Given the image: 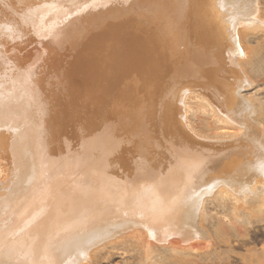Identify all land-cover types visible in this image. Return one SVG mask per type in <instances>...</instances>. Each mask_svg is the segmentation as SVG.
<instances>
[{"label": "bare ground", "instance_id": "bare-ground-1", "mask_svg": "<svg viewBox=\"0 0 264 264\" xmlns=\"http://www.w3.org/2000/svg\"><path fill=\"white\" fill-rule=\"evenodd\" d=\"M56 7L65 12L59 14L58 21H53L55 9L38 15L42 8L52 11ZM24 17L29 32L22 46H12L8 42L16 37L12 25ZM149 18L180 29L174 34L177 38L182 30L195 29V70L166 94L164 109L159 110L161 102L150 107L153 119L148 122L119 128L103 122L81 133L79 153L85 158L75 155L74 160L81 158L91 167L80 170L77 162L72 171L54 174L61 180L32 207L28 200L37 184L33 153L43 133L42 108L23 92L21 96L33 104L32 111L22 120L11 113L7 124L15 126L9 129L0 124V157L10 169L5 180H0V264H87L94 248L141 229L151 238L146 252L155 264H199L196 259L211 253L213 245L204 223L208 199L231 202L236 221L232 226L241 234L242 223L264 210V125L253 100L242 95V90L254 83L247 71L250 48L244 44L251 33L264 31L259 0H0V25H5L0 35V99L9 85L14 83V89L21 86L17 76H28L61 49L64 52L58 59L54 56L52 66L55 71L59 67L57 73L62 71L71 64H65V59L72 49L80 55L87 40L102 37L97 29L106 24L116 22L120 31L124 26L130 32L129 28L136 29L135 24H144ZM89 27L92 29L85 31ZM133 35L123 43L132 41ZM92 63L94 68L98 64ZM70 74L68 83L79 84L80 70ZM191 94L225 116L240 136L200 135L188 121ZM161 113L165 118L161 119ZM120 146L139 154L142 173L135 176L128 170L129 177L124 178V171L111 174L103 170L102 177H97L96 170L106 167L100 151L116 163V155L124 151ZM107 175L114 176V182L119 183L115 185H129L138 201L108 206L101 193ZM17 216L45 223L49 235L45 246L53 248L54 259L47 255L37 258L23 247L22 236L10 228Z\"/></svg>", "mask_w": 264, "mask_h": 264}, {"label": "rangeland", "instance_id": "rangeland-1", "mask_svg": "<svg viewBox=\"0 0 264 264\" xmlns=\"http://www.w3.org/2000/svg\"><path fill=\"white\" fill-rule=\"evenodd\" d=\"M259 1L264 16V0ZM1 5H5L4 9L8 8L6 4ZM62 7L53 8L52 11L42 8L38 15L42 12H45L44 15L46 12L51 13L55 9L53 14L55 13L56 16L53 21L56 19L58 21L59 14L65 13ZM34 16L37 14L34 13ZM26 25L28 26L26 17L19 18L17 23L12 25L16 36L15 39L8 40L12 46H22L21 43L29 32L25 29ZM134 26L137 31L129 28V32L124 30V26L120 31V26L116 25V22L106 24L97 29L98 35L102 37L87 40L80 55L72 49L73 52L65 59V64L67 61L71 64L65 66L59 73L56 72L58 66L56 71L53 69L52 61L54 56L57 59L61 56L64 52L62 49L60 54L53 53L45 63L31 71L28 76H17V81L21 84L18 89H14V83L9 85L8 89H4L6 92L0 99V124H4L6 129L15 126L13 123L7 124L11 113L17 114L19 120H22L32 111L33 104L24 97H29V100L34 97V103L42 108L44 115L43 133L33 153L38 172L36 176L38 186L36 184L33 187L35 194L28 200L31 201V207L40 202L43 194L50 192L56 182L61 180L62 172L72 171L71 167L75 168L74 164L77 162L81 167L80 170L87 171L91 167L81 159L85 158L84 155L79 153L81 140L79 142L78 138L81 133L89 132L103 122L118 128L148 122L153 119L150 118L153 115L150 107H155V104L161 102V108L157 109H164L166 94L176 87L180 79L195 70V63L193 64L192 61L198 44L195 35L198 37V34L194 28H190L188 33L182 30V35L177 38L174 34L180 29L169 27L162 20L149 18L144 24ZM2 28H5V25H0V35L3 33ZM89 29L92 27L85 28V31L88 32ZM131 35L133 40L123 43ZM244 45L250 48L247 71L254 83L243 89L242 95L253 100L260 111V121L264 125V31L251 33ZM46 47H43V50ZM107 58L108 60L105 61ZM93 61L98 63L95 68ZM196 61L199 63V59ZM189 65V69L182 70ZM78 70L82 75L80 83L70 85L68 83V79L71 78L70 73ZM185 72L187 73L184 74ZM23 92L26 93L24 97L21 96ZM190 97L187 109L188 121L200 135L206 138L228 139L240 136L239 129L228 123L225 116L216 109L213 110L205 101L195 99V94H191ZM160 117L165 118L162 113ZM112 141L114 142L115 139ZM112 144L116 146L115 148L119 146L116 143ZM120 147L124 151L123 154L116 155V163H113L109 155L100 151L99 155L106 162V167L96 170L97 177L103 173V170L111 174L124 171L122 174L124 178H127V175L129 177L128 170L135 172V176L142 173L139 171L144 169V165L139 163L142 161L139 154L123 146ZM75 155L81 158L76 161ZM9 171V167L0 157L1 181L5 180ZM146 171L147 168L144 172ZM57 173L60 176L54 175ZM114 180L113 175H107L104 184L100 185L108 206L115 208V205L120 206L123 201L131 205L134 204L133 201H138L129 185H115L119 183ZM104 195H100L102 201L105 200ZM145 200L142 199L143 204L147 202V199ZM96 202H99V199ZM149 205L148 208L151 206ZM204 213V223L213 237L211 244L216 251L212 245L211 250L209 249L211 253L206 252L204 256L196 259L199 264H264V210L242 223L243 234L232 226L236 221L233 218L234 210L230 201L210 198L205 203ZM88 218L91 219L92 216ZM12 224L10 228L17 232V236H22L21 243L25 249L33 251L37 258L42 255L53 258L55 255L53 248L45 246L49 235L45 233L47 230L43 221L32 223L28 222L27 218L20 219V216H17ZM23 227L26 229H22ZM149 238L144 229L140 232L130 231L122 234L94 248L87 264H155V259L146 252V244L151 240Z\"/></svg>", "mask_w": 264, "mask_h": 264}]
</instances>
